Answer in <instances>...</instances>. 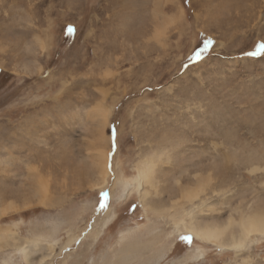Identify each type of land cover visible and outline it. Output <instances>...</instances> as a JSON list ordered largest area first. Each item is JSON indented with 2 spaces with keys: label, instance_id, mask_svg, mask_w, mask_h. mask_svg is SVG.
I'll return each mask as SVG.
<instances>
[{
  "label": "rangeland",
  "instance_id": "rangeland-1",
  "mask_svg": "<svg viewBox=\"0 0 264 264\" xmlns=\"http://www.w3.org/2000/svg\"><path fill=\"white\" fill-rule=\"evenodd\" d=\"M261 43L264 0H0V230L18 235L0 264H264V237L237 255L174 230L218 224L229 241L264 214ZM117 172L134 185L122 201Z\"/></svg>",
  "mask_w": 264,
  "mask_h": 264
},
{
  "label": "bare ground",
  "instance_id": "bare-ground-1",
  "mask_svg": "<svg viewBox=\"0 0 264 264\" xmlns=\"http://www.w3.org/2000/svg\"><path fill=\"white\" fill-rule=\"evenodd\" d=\"M98 109L100 110V114H103L105 121H107L108 113H109L108 111L109 110H107V108H103V107H100ZM102 142H103V144L107 143L106 140H103ZM98 156H99V158H100V160L102 162L101 172H100L101 178H102V183H98L96 186H98V188L100 189V188H103V187L107 186V184L109 183V180H108L109 179V175L108 174H110V171H109V168H108V165H107V163H108V160H107L108 154H107V152L102 150L101 152H99ZM154 161L155 160H153L152 158H150L148 160H145L144 161V167H140L138 169L139 176L143 180V183L142 184L140 183L138 185V188L140 189V192H139L140 193V195H139L140 199L139 200H140V203L143 205V207L146 205V201L145 200H146V197H148L147 196L148 195V191H146L144 185H146V186L148 185L149 187H151L152 189H155V190L158 188L157 187L156 178H155V170L156 169H155V162ZM114 185H116L118 187L120 186L121 187V191L118 194L117 193L113 194V192H112L113 201L125 200L126 197H128L130 195L132 189L134 188L133 187L134 185L132 183H130L129 181L125 180L121 176V174L119 172H117V174H116V179H115V184ZM141 186H142V188H141ZM201 187H202V185H201ZM155 190H154V193H155ZM198 193H199L198 189H195V188L191 187V188H187V189L183 190L182 197L184 199H187L188 201H193V199L199 197ZM42 198H44V197H42ZM39 202H41L42 204L44 203V201H42L41 199H40ZM1 211H2V209H1ZM2 214H3V212H2ZM262 215H264V214H252V215H248V216H244L243 215V217L241 218V220L239 222L240 227H241V229H240L241 232L238 234V232H239L238 231L237 234L233 233L232 236L230 235L231 238H229V241H226V239H225L227 226H221V225H218V224L206 223V224H203V225L202 224L198 225V224H195L193 221H191V222H189V225H186V224L183 223L182 219H179L178 221L175 222V229L174 230L177 233H181V232H183V230H186V231L190 232L193 235L195 242L197 241V242H200V243H203V244L206 243L205 245L209 244V245L217 246L219 248H224V249H228V250H234L235 253H237V255H239L241 253L240 252L241 249L243 250V247L245 248L246 244L248 242H250V240H251V238L253 236H255V237H258V236L259 237H264V227L261 226V219H260ZM112 217H113V214L111 213V210L109 208L107 210L106 214L104 216H102L101 220H99V221H101L100 226H99L101 231H102V229L104 227H106L108 225V223H111ZM181 222H182V225L184 224L185 226L181 227L180 226ZM233 224H235V221H234ZM230 225H232V224L230 223L229 226ZM236 225H238V224H236ZM246 229H247L248 232L251 233L250 235L246 234ZM100 230H99V233H100ZM91 233H93V234L95 233V236L97 235V231L96 230H94V232H91ZM93 234H91V235H93ZM43 237L46 238L45 236H43ZM17 238H18V235H17L16 231H14L13 229H10V228L1 229L0 230V247H4V246L10 245L11 244V240L15 241V240H17ZM30 240H31L30 241L31 245L32 246H36L43 239H41L40 237H35V239H30ZM48 242H47V244H48ZM43 243H44V240H43ZM120 243L122 244V242H120ZM15 245L18 247L17 244H15ZM49 245L51 246V241H50ZM237 245H242V246L237 247ZM29 249L30 248H28L26 246L21 248V252L23 253L24 258H25L24 260H27V261H29L30 255H31V250H29ZM190 251H191V253L189 254L188 258H191V259L193 258V259H198L199 260L201 257L204 256L203 249L200 246H198V245L196 246V249H193V250H190ZM125 258L127 259V257H125ZM114 259H116V258H114ZM5 263H8V262L5 261ZM114 264H119V263L115 261Z\"/></svg>",
  "mask_w": 264,
  "mask_h": 264
},
{
  "label": "snow or ice",
  "instance_id": "snow-or-ice-1",
  "mask_svg": "<svg viewBox=\"0 0 264 264\" xmlns=\"http://www.w3.org/2000/svg\"><path fill=\"white\" fill-rule=\"evenodd\" d=\"M69 32L73 31V29L70 27L68 29ZM207 43H212V41H208ZM205 47H207V45H205ZM257 53H264V43H261L259 45V47L257 48ZM113 146L116 147L117 146V141L114 139L113 141ZM113 154L110 153V156H112ZM114 158V156H113ZM112 165L111 163L109 164V168H111ZM110 197H111V190L109 188H103L101 189L100 193H99V199H98V203H99V207L102 210H106L109 206H110ZM261 226L264 227V215L261 216ZM246 234L250 235L251 233L247 231L246 229ZM180 240L186 242L187 244H191L193 237L191 234L188 235H182L180 236ZM242 246V245H237V247Z\"/></svg>",
  "mask_w": 264,
  "mask_h": 264
}]
</instances>
